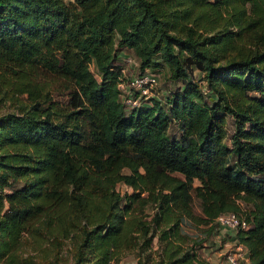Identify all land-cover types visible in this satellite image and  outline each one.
<instances>
[{"label":"trees","instance_id":"trees-1","mask_svg":"<svg viewBox=\"0 0 264 264\" xmlns=\"http://www.w3.org/2000/svg\"><path fill=\"white\" fill-rule=\"evenodd\" d=\"M121 49L139 70L163 62L181 89L125 113ZM59 88L68 110L50 97ZM3 97L14 109L0 114V264H52L62 246L71 264H107L138 244L134 232L141 251L156 237V264H207L182 246L180 223L210 229L229 211L248 225L235 232L248 264H264V0H0ZM171 122L177 138L166 137ZM117 181L135 191L121 195Z\"/></svg>","mask_w":264,"mask_h":264},{"label":"rangeland","instance_id":"rangeland-1","mask_svg":"<svg viewBox=\"0 0 264 264\" xmlns=\"http://www.w3.org/2000/svg\"><path fill=\"white\" fill-rule=\"evenodd\" d=\"M66 5L71 6L73 5V0H64ZM184 55V53H183ZM133 56V53L130 49H121L118 50L115 55V64H122L123 57ZM186 56V55H184ZM138 67V66H137ZM151 73H154L157 76V85L154 89L153 95L154 99L159 100L160 104L165 106L166 97L169 96V93L173 92L174 90L181 89L182 83L179 80H174L169 75V70L167 66L158 61L155 65L147 68ZM89 70L92 73L93 77L96 80L100 79V75L98 74L97 70L94 67L93 62L91 61L89 64ZM136 71V67L133 71ZM190 76L195 81L196 78H202V72L197 68H192L190 72ZM50 97L55 100L59 105H61L64 109H70L69 99L70 95L68 89L66 88H59L57 91H51ZM19 99L24 100V95H19ZM14 109V103L11 101L10 98L7 97L0 98V114L6 111H12ZM234 123L232 118L227 115L225 118V132L226 135L223 139V144L230 147V134L233 132ZM178 137V129L174 122H171L167 128L166 137ZM123 171H127L125 168L122 169ZM175 176L181 177L179 174L174 173ZM8 184L4 186L2 189L3 194H8L13 191L15 188L11 184V180H8ZM192 186L198 185L197 180H192ZM114 189L123 195V193L130 194L135 190L125 182L117 181L114 185ZM192 200L190 203V211L193 216L200 215V205L197 198H195L193 191L191 190ZM124 200L121 201V205L123 204ZM239 202V211H241L244 215H247L250 209V204L243 202L241 199H238ZM138 200L136 199L133 206L138 205ZM7 207V203H5V208ZM143 213L140 212L136 213L139 219L148 220L149 216L152 212V205L146 204L143 207ZM230 212V211H229ZM234 213V212H232ZM146 214H149L145 216ZM235 214V213H234ZM209 223H197L194 219H189V221H181L180 225L181 228L191 237L189 242L184 243L182 246L185 248L193 247L195 253L198 257L202 258L205 263L207 264H227L225 262V255L227 252L235 253L237 255V251H247L246 247L243 244H238L235 238V233L231 230H220L214 226V220L212 221L211 225L212 228L209 229ZM248 227V225H247ZM209 229V230H208ZM230 231V232H227ZM151 233L149 230L148 235ZM135 238L131 239V243L138 242V244H133L132 246L122 247L120 248L116 258L110 260L107 264H156L160 260V246L154 236L152 238V242L150 246L145 251H141L140 248H143L140 234L138 232H134ZM228 234V235H227ZM194 241V243H192ZM240 247L238 250L237 248ZM244 248V249H243ZM69 246H62L61 251H59L58 259H56L52 264H71V252L69 251ZM248 256V252L247 255ZM239 264H248L247 260L243 256V258L238 259Z\"/></svg>","mask_w":264,"mask_h":264},{"label":"built area","instance_id":"built-area-1","mask_svg":"<svg viewBox=\"0 0 264 264\" xmlns=\"http://www.w3.org/2000/svg\"><path fill=\"white\" fill-rule=\"evenodd\" d=\"M137 60L133 56L123 57V63L119 65V76L116 87L119 91V100L125 113L135 108L150 105L153 92L157 85V76L147 68L139 70ZM136 67V71L133 69ZM195 81L204 95H208L209 88L205 86L202 78ZM215 227L220 230H231L233 233L238 229L247 228V223L232 212H221L214 217ZM238 243V242H237ZM240 244V243H238ZM240 247L237 248V250ZM244 249V248H243ZM247 251L227 252L225 262L227 264H239L238 259L245 257L248 262Z\"/></svg>","mask_w":264,"mask_h":264},{"label":"crops","instance_id":"crops-1","mask_svg":"<svg viewBox=\"0 0 264 264\" xmlns=\"http://www.w3.org/2000/svg\"><path fill=\"white\" fill-rule=\"evenodd\" d=\"M227 232H230V231H227ZM228 235V234H227Z\"/></svg>","mask_w":264,"mask_h":264}]
</instances>
